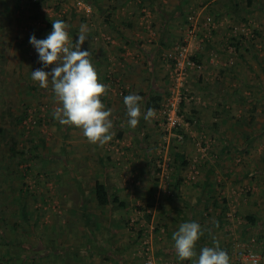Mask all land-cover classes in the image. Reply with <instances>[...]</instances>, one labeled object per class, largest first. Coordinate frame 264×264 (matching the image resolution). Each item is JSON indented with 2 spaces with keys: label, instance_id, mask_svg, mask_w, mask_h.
<instances>
[{
  "label": "rangeland",
  "instance_id": "374dc122",
  "mask_svg": "<svg viewBox=\"0 0 264 264\" xmlns=\"http://www.w3.org/2000/svg\"><path fill=\"white\" fill-rule=\"evenodd\" d=\"M143 1L25 0L16 10V0H0V256L10 259L7 264H78V258L82 256L74 260L69 256L63 260L53 254L46 256L42 251V244H52L56 253L67 241L76 247H85L86 230L76 231L79 223L87 227L84 217H73L71 213L77 209V197L89 194L96 180L109 184L112 189V183L118 184L115 187L117 193H122L120 185L125 183L130 195L138 198L143 195L142 182L144 188L151 189L157 180V192L172 195L176 179L172 174L173 166L178 171L179 193L185 196L199 194L200 197L212 194L213 198L218 197L221 206L210 210L214 203L210 201L204 212L186 213L185 218L201 225L205 234L211 237L209 243L212 246L214 242L218 243L229 253L230 264H238L236 253L247 250L256 252L264 263V176L259 174L260 170L264 171V68L261 63L264 59V0H254L251 7L243 0H198L201 18L193 24L181 20L182 24L174 30L175 42H168L158 57L168 69V95L165 105L152 117L156 123L148 132L153 148L149 145L146 153H137V147L133 148L129 137H115L102 146L81 144L79 130L70 127L68 132L66 126L54 120L53 113L59 103L51 85L42 89L31 80V72L41 65L29 38L32 35L37 39L46 38L56 19L69 25L70 43L76 42L84 24L88 26L87 35H92L85 43L92 44L91 48L96 50H110L112 45H120L115 42L121 37L117 30L124 31V28L108 21L133 16L136 10L133 20L138 23L134 21L136 26L127 27L126 34L135 39L149 36L147 39L152 42H144L145 46L154 45L153 39L159 37L161 31L147 2L148 6H140ZM35 3L40 5L35 6ZM235 5L239 6L236 8ZM242 38L249 40L248 45L243 44L236 51L232 47ZM210 45L215 60L208 66L207 73L196 65L187 67V85L179 108L183 124L171 129L164 112L176 83L175 61L180 49L187 48V59L195 60L194 48L207 49ZM196 68L199 70L194 71ZM191 75L196 79L204 75L205 85H210L217 95L209 97L205 91L190 87ZM8 110L22 117L17 128L6 115ZM12 139L18 143L17 149L24 151L23 156H11L15 143ZM94 145H97L96 149ZM183 163L188 165L186 170ZM143 164L144 170L135 168V165ZM138 178L142 182L139 183ZM206 180L212 186L202 190ZM26 190L30 192L26 193ZM86 205L92 208L91 202ZM21 206L27 207L32 214L31 220L22 219ZM158 207L157 203L149 206L143 201L134 202L132 210L135 211L127 216L131 224L136 222L128 226L127 217L122 219L126 223L121 226H124L125 235L120 236L123 232H119L111 237L113 228L117 227L109 225L110 220L101 223L107 225L106 234L102 232L101 235L111 237L115 244L117 241L121 245L134 243L132 253L137 254L134 257L140 259V264H147L149 260L152 264L173 263L167 252L160 254L162 240L157 238L166 231L159 230L158 218L152 219V213L154 209L158 211ZM77 211L81 213L79 209ZM252 215L256 217L255 223L247 220ZM182 219L180 225L186 222ZM141 229L144 233L139 239ZM144 234L150 236L143 238ZM110 240L107 242L111 243ZM147 245L152 252L146 263ZM164 247L167 249L166 244ZM45 252H49L47 246ZM81 253L86 259L92 254L85 250ZM103 255L108 256L105 251H100L97 256L102 258ZM109 255L114 256L112 252ZM175 260L179 264L186 262L178 257ZM98 264L111 262L101 260Z\"/></svg>",
  "mask_w": 264,
  "mask_h": 264
},
{
  "label": "crops",
  "instance_id": "0c3cea01",
  "mask_svg": "<svg viewBox=\"0 0 264 264\" xmlns=\"http://www.w3.org/2000/svg\"><path fill=\"white\" fill-rule=\"evenodd\" d=\"M202 2H205V1H202ZM147 4L151 7L150 10L152 14L156 16L157 18L156 24L160 28V31H161L158 33L159 37H156L153 39L154 45H149L148 47L145 46V43L152 42L147 39L149 36H147L146 39H145V36L144 37L140 36L138 37L140 39H135V37L133 38L126 34L127 27L128 29H131L133 28V25L136 26L138 23L137 20H133L135 18L134 14L136 12V10H134L133 16L126 15V16H123V18L122 17L120 19L111 18L108 21V23H112L114 26H117V27L122 26L124 28V31L123 29L117 30V32L119 31L118 32L119 34L118 33L117 34L121 37L117 38L115 42H118V43L120 42V45L118 44L112 45V49L110 50L109 49L96 50L94 49L95 47L91 48L92 44H89V43L88 44L85 43L82 46V49H87L91 52L90 60L92 62L94 69L96 70L98 74L99 82L107 86V92L105 95L101 97V100L106 105V108L111 109V112H112V115L110 118L113 121V128L111 129V131L114 130V133L112 134L113 138L129 137L133 142V148L137 147L136 148L137 153H146L149 150V145H150L149 141L152 137L150 136L148 129L154 126L156 122L153 120V118H150L148 121H145L141 117L140 122L137 127H135L134 129L129 128L126 123L127 121L126 107L123 104V98L124 96L129 95V94L140 95L142 97V103H141L142 113L148 109V107L150 106L149 103H153L154 101H156L158 97H161L162 99L161 107L165 105L166 96L168 95V91H167V86H168V71L167 70L168 69H166L164 63L159 60L158 58L159 54L161 53V50L166 47L165 45L168 42L170 43L175 42L174 35H176V33L174 32V30L177 26L182 24L181 20H185L189 24H191L190 23L191 21L193 24L196 19L199 20L201 18V15L199 14V8H198V5H200V3L198 2V0H194V1H191V0L190 1L161 0L155 6H152L151 4H149V2H147ZM112 9L116 10L117 8L112 7ZM134 21L137 23L135 24ZM196 23L198 24V21ZM88 35H89L88 38H92V35L90 34ZM194 45H196V43H194ZM211 47L212 46L210 45L207 49H201L200 46H197L194 48V55H195L194 57H195V60L198 62L197 66L200 70L203 69L202 72L207 71L208 66L213 65V62L215 60L214 58L215 54H212L210 51ZM252 55L255 56V54L253 53ZM240 57H243V55H240ZM261 63L264 68V59L261 61ZM198 68L194 69V71L199 70ZM188 84H190V87L192 88H198L200 91L202 90L205 91V93H207L209 97L213 95H217V94H214L213 91H211L212 87L210 85H207V84L205 85L204 75L203 77L199 76L198 79H196L194 75H191L189 77ZM225 95L227 96V94ZM209 100H212V99H209ZM157 112L159 111H155L154 114ZM66 127L68 129V132L71 131L70 130L71 128L69 126H66ZM77 130H79L80 132L78 133V135L79 134L81 135V140H82L81 144L89 146L90 143L83 136L82 131L80 129H77ZM140 132H142L143 134ZM141 134L145 135L144 141H143ZM65 136H67V134ZM146 137L148 138V141H145ZM145 142H148V143H145ZM145 145H147V147ZM96 147L97 145H94L95 149ZM150 147L152 146L150 145ZM134 151L135 150H133V152ZM87 153H89V151ZM187 166H185L183 169L186 170ZM144 167H145L144 164L135 165V168L138 170H144ZM177 168L180 169L179 167ZM173 170H174L172 171L173 178L178 177V171L176 169V166H173ZM138 181L139 183L142 182L139 178H138ZM179 182L180 181L177 179L174 180V183L172 185L174 189L172 191V195L166 194V192H163L164 194H161V193L159 194L157 192V185L159 181L157 180H156V185L152 187L151 189L144 188L145 183L143 184L142 182L141 188H142L143 195L140 198L132 197V195H130L131 191L125 189L124 187L125 183L124 185H120L122 193H120V195L119 196L117 195V196L122 199H125V202H130L128 210L115 209L116 207L112 208V206L109 208H101V209L96 208V203L93 197L91 196L92 190L90 191L89 194H86V196L82 195L80 197H77L75 208L79 209L81 213L80 212L77 213L78 212L77 209L72 210L71 212L73 213L72 216L74 217V216L79 215V217H84L88 215L90 217H93V219L100 218L101 222L98 226H96V229L94 230L95 238H93L92 235H89L91 239H95L93 241L94 244H92L91 246L86 245L84 248L76 247L75 249L77 250L78 255L73 254L74 252L72 254H69V252L67 253L63 252L62 253L63 255L61 254L59 256V259L63 258V260L64 259L66 260L67 258H69V256H73V260H74L76 257L82 256L81 258H78V264H81V262H83L82 264H86V263L88 264V262L89 264H93L92 263L93 261H95V263L98 264L100 263L101 260L106 261V262H111V264H140L138 263L140 259L134 257L137 254L134 252L132 253L134 248H131V247L133 246L134 243L121 245V242L117 241L115 244V242L113 241L111 237L117 236L119 232L120 233L123 232L120 236L125 235L124 230H123L124 226L123 227L121 226L126 223L122 222L121 219H123L124 217L128 218L127 214H129L130 212H132L133 214V212L135 211V210H132L134 206V202L143 201L149 206L154 205L155 203H157L158 206L160 205V208L158 207V211H155L154 209V212L152 213V216H153L152 219L158 218L156 219V221L161 228L163 227L162 231L163 232L165 230L167 231L165 232L164 235L160 233L159 238H157V239L162 240V243L160 244V247H159V250H161L160 254L162 255V254H165V252H167L168 258L170 260H174L172 261L173 263H170V262H167V263L157 262V263L158 264H179L180 262L175 260L177 255L173 247V240H172L171 235H173V233L175 232L174 231L175 229L177 230L179 228L180 223H181V218H184V216H186V213L190 214L193 212H196V213L204 212L203 209L206 207L208 208V202L210 201L214 202L212 205H210L211 206L210 210H213V208L217 209L218 207L219 208L221 207L217 200L218 197L214 196L213 198L212 194L211 196L201 195L200 197L199 194L197 195L188 194L185 196L182 193H179L178 191L179 184H180ZM103 183L106 184L105 182ZM107 185L109 187V184ZM111 186L115 188L119 185L116 183H112ZM210 186H212V183H210L209 180H206L202 184L201 189L204 190L206 188H209ZM110 192H113L112 188L110 189ZM125 193L127 195H124ZM89 199L90 201L88 202H91L92 208L91 206L89 207V205H86L87 204L86 202ZM161 219H165V220H161ZM108 220H110L109 225H111L112 223H115L114 225L117 227V228H113V232L115 233V235L109 238L107 237V235L105 236L101 235L102 232H104L105 234L107 232V225L102 226L101 223L107 222ZM182 221L184 220L182 219ZM66 224H68V222ZM81 224L82 223H79L76 225V228H77L76 231L79 233H82L84 230H86L87 233H90L88 228L87 227L84 228L83 224L82 225ZM173 227H174V230L173 229L171 230V228ZM117 229H118V232L116 231ZM202 231H203V235L201 237L203 238V242H202L203 247L211 246L212 244L209 243V239L211 237L205 234L204 229H202ZM143 233L144 232H142L141 235H143ZM148 236H150V234ZM148 236L144 234L143 238H147ZM157 239L156 241H158ZM109 240L111 243L107 242ZM71 244L72 243H68L67 241L66 244L64 243L65 247L63 248L72 250V248L70 247ZM164 244L167 245V249L164 247ZM106 246L108 247L109 250L106 249ZM203 247L201 246V248ZM79 248L81 250L80 252H83V250H85V252L89 254L92 253L90 256L93 259L89 258L90 256H88V259L84 258L82 253L79 254ZM201 248L195 250L197 254L199 253ZM100 251L101 252L105 251L108 256L106 257L105 255H103L102 258L98 257L97 255H99ZM111 252L112 254H114L112 258L109 255V253ZM130 253H132V255ZM65 254H68V255H65ZM128 256H132V257L126 260ZM195 259L196 257H193V260ZM183 264H192V262L186 261Z\"/></svg>",
  "mask_w": 264,
  "mask_h": 264
},
{
  "label": "clouds",
  "instance_id": "9594fccd",
  "mask_svg": "<svg viewBox=\"0 0 264 264\" xmlns=\"http://www.w3.org/2000/svg\"><path fill=\"white\" fill-rule=\"evenodd\" d=\"M69 25L62 19L52 22V30L44 39L30 36L29 43L38 55L40 68L31 72V80L42 89L51 85L59 103L53 118L62 126L75 127L91 144L104 145L112 140L113 121L111 109L106 108L101 97L107 86L98 80L90 60L91 52L82 49L88 40V26L82 24L75 43L69 42ZM142 97L137 94L124 96L127 126L135 128L141 117L148 121L155 110L141 111ZM203 235L202 227L195 221L182 223L172 235L173 247L180 261L192 264H230V258L218 243L203 247L199 253L196 244ZM193 257H196L193 260Z\"/></svg>",
  "mask_w": 264,
  "mask_h": 264
},
{
  "label": "trees",
  "instance_id": "16d2710c",
  "mask_svg": "<svg viewBox=\"0 0 264 264\" xmlns=\"http://www.w3.org/2000/svg\"><path fill=\"white\" fill-rule=\"evenodd\" d=\"M25 0H16V5L14 6L15 8H16V10H18L19 8H21V5H22V2H24ZM41 1H43V0H41ZM161 0H144L143 1V3H140V6L141 7H144V5L145 6H147L146 5V2H149V4H151L152 6H155L157 3H159ZM244 2H246L245 4H246V6L247 7H251L252 5H253V2H254V0H243ZM41 3V2H40ZM34 5V4H33ZM36 5H40L39 3H35V6ZM239 6V5H238ZM237 5H235V7L237 8L238 7ZM247 42H249V40L247 39V38H242V40L240 41V42H237V45H235V46H233L232 48H235L236 49V51H239V49H241V47H243L245 44H247ZM244 44V45H243ZM248 45V44H247ZM191 61H194L195 62V60L192 58V59H190ZM198 64H197V61H196V66H197ZM37 90H39V89H37ZM46 91V90H45ZM162 101V99H161V97H158L157 99H156V101H154L153 103H149L150 104V106L148 107V108H153L155 111H160L161 109H162V107H161V102ZM6 115H8L10 118H11V121H13L14 123H16V128H17V125H19L20 123H22V117L21 116H18L17 114H14V113H12V111L11 110H8L7 111V113H6ZM64 133V132H63ZM65 135L66 134H64V137H65ZM116 138H121V137H116ZM142 138H143V141H144V139H145V135H142ZM13 141H14V139H12ZM145 141H148V138L146 137V140ZM15 142V141H14ZM145 143H148V142H145ZM146 147H147V145H145ZM145 147V148H146ZM18 148V143L17 142H15L14 144H13V147H12V149H11V156H18V155H22L23 156V152L24 151H19V149H17ZM34 148H32L31 150H33ZM35 149H37V148H35ZM149 149H150V147H149ZM31 150H27L28 152L29 151H31ZM176 157H178L179 155H178V153H176V155H175ZM36 157V156H35ZM101 162H103V161H101ZM185 166H187L186 165V163H183ZM103 166V165H102ZM104 167V166H103ZM105 168V167H104ZM212 171H213V169H212ZM259 174L260 175H262V176H264V171H262V170H260L259 171ZM178 177H176V179H177ZM179 180V179H178ZM180 181V180H179ZM108 188H110L111 189V187H108V185L107 184H104L103 182H101V181H99V180H96L95 182H94V185H93V188H92V191H91V196L93 197V199H94V201H95V203H96V208H99V209H101V208H109V207H111L112 206V208L113 207H116L115 209H126V210H128V207H129V205H130V202H125V199H122V198H120V197H118L119 195H120V193H117V191H116V188H114L113 189V192H110V190L108 189ZM26 193H29L30 191L29 190H26L25 191ZM116 194V195H115ZM25 195V194H24ZM114 195V196H113ZM118 195V196H117ZM26 196V195H25ZM25 197H23L22 198V200L24 199ZM88 201H90V199L89 200H87V202ZM86 202V203H87ZM80 204H81V202H80ZM21 212H22V214H21V217H22V219L23 220H25V221H27V220H31V217H32V214L31 213H29L28 211H27V207H23V206H21ZM148 218V217H147ZM151 218V217H150ZM150 218H148V220H150ZM84 222H85V224H86V226H87V228H88V230H89V232L90 233H87L88 235L86 236V243H85V246L86 245H92V244H94L93 243V241L95 240V239H91L90 238V236L89 235H92L93 236V238H95V235H94V230L95 229H92L93 227H96V226H98L99 224H100V218H96V219H92V220H90V216H88V215H86V216H84ZM122 220V219H121ZM161 220H165V219H161ZM184 221H186V222H190V220L186 217L185 218V216H184V219H183ZM247 220L248 221H250V223H255L256 222V217H255V215L253 216H249V217H247ZM136 222V221H135ZM135 222H132V224H131V219L128 217L127 218V225L129 226L130 224L133 226V224H135ZM91 223V224H90ZM69 224H72L71 222H69ZM113 225L115 224V223H112ZM37 225V222L35 223V225L34 226H36ZM75 227V226H74ZM163 228V227H162ZM72 229V228H71ZM70 229V230H71ZM161 229V227L159 228V230ZM166 231V230H165ZM140 234H139V239H141L142 238V232H143V229H141L140 231ZM167 232V231H166ZM170 234V233H169ZM113 235H115V233L114 232H112V235L111 236H113ZM172 236V235H171ZM204 237V236H203ZM68 239V238H67ZM51 242V241H50ZM202 242H203V238L202 237H200V239L198 240V242H197V244H196V248H195V250L196 249H199V248H201V246L203 247V245H202ZM97 243V242H96ZM52 244H49V245H44V244H42V246H43V249H42V251L45 253V255L46 256H49V255H55V257H59L63 252L65 253H67L68 251V249L67 250H63L64 248L63 247H65L64 246V243H62V250H60V251H58V252H56V253H54V251L52 250V246H51ZM45 246H47V249H49V252L48 253H46L45 252ZM212 246V245H211ZM211 246H207V247H211ZM70 247L72 248V250L69 252V254H72L73 252V254H76V255H78L77 253V250L75 249L76 248V246L74 245V244H71L70 245ZM80 247V246H79ZM74 248V249H73ZM81 248H84V247H81ZM76 250V251H75ZM81 250H80V248H79V252H80ZM151 252H152V250H151V248L150 247H148V245L145 247V252H144V257H145V262L147 263V261L149 260V255L151 254ZM228 253V252H227ZM63 255V254H62ZM65 255H68V254H65ZM228 255H229V253H228ZM148 256V257H147ZM37 257H39V255L37 256ZM229 258H230V256H229ZM9 258H7V257H5V256H0V264H7L8 262H9ZM149 261H151V260H149ZM70 262V261H69Z\"/></svg>",
  "mask_w": 264,
  "mask_h": 264
},
{
  "label": "built area",
  "instance_id": "2783aa9c",
  "mask_svg": "<svg viewBox=\"0 0 264 264\" xmlns=\"http://www.w3.org/2000/svg\"><path fill=\"white\" fill-rule=\"evenodd\" d=\"M208 22L211 23V19H208ZM187 51V48L180 49L179 57L175 61V67L177 68L176 83L166 101L167 110L164 114L166 115L167 125L171 129L181 127L183 124V121L179 117V108L184 100V90L187 85L188 78L186 70L187 67L196 65L190 58L187 59ZM236 258L238 264H264L262 258L253 250L239 251L236 253ZM147 264L152 263L149 261Z\"/></svg>",
  "mask_w": 264,
  "mask_h": 264
}]
</instances>
